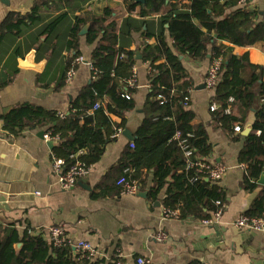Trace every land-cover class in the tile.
Segmentation results:
<instances>
[{"label": "trees", "instance_id": "1", "mask_svg": "<svg viewBox=\"0 0 264 264\" xmlns=\"http://www.w3.org/2000/svg\"><path fill=\"white\" fill-rule=\"evenodd\" d=\"M92 0H39L25 14L10 12L0 22V41L7 32L20 34L22 27L37 23L42 9L60 11L70 7L74 14L67 49L73 51L66 58V70L75 68L80 56L79 31L88 23L86 42L93 44L90 53L91 78L72 98L63 115L30 102L13 106L1 114L2 131L18 136L24 130L50 131L59 140L53 154L64 158L67 164L75 155L85 165L101 157L106 144L115 138L117 129H124L125 114L135 107L133 98L137 88L127 84L134 73V50H121L117 45L121 34L140 31L145 18L158 15L160 30L145 32L154 43L141 41V60L148 64L149 92L142 106L143 119L138 126L133 147L127 146L117 163L107 173L110 182L94 196L117 194L122 186L120 177L135 181L139 189H147V196L157 200L165 189L162 206L177 210L181 218H209L219 208L216 201L226 202V194L216 182L206 179L187 168V160L179 145L181 141L192 151V158L205 161L212 152L206 125L195 121V113L188 107L189 94L174 89V84L190 79L181 58L186 56L200 62L210 54L221 57L218 81L213 89L210 110L213 121L232 139L240 137L247 115L253 112L250 131L243 136V146L237 160L243 166L241 186L244 190L258 187L264 171V80L263 67L250 61L248 53L235 54L234 46L264 45V5L262 8L241 5L239 0H124L128 10L136 6L138 19L127 16L118 25L112 19V9L104 7L101 14L89 8ZM61 10L41 30L52 32L66 16ZM166 25V28L164 26ZM167 31L170 42L165 34ZM124 56L119 57L118 53ZM181 56V58L179 57ZM7 81H0V89ZM229 98H232L229 101ZM96 105V107H95ZM229 109V112L225 110ZM117 116L119 121H114ZM238 126L240 131H235ZM178 135V138L175 136ZM150 176V184L148 178ZM100 186V185H99ZM110 193V194H109ZM248 216L264 213V185L244 212ZM20 243V247L16 244ZM118 258L106 261L103 257H90L70 244L56 245L42 232L32 228L22 230L16 223L0 226V264H117Z\"/></svg>", "mask_w": 264, "mask_h": 264}, {"label": "crops", "instance_id": "2", "mask_svg": "<svg viewBox=\"0 0 264 264\" xmlns=\"http://www.w3.org/2000/svg\"><path fill=\"white\" fill-rule=\"evenodd\" d=\"M36 1L39 0H0V22L10 12H29ZM88 5L97 15L104 7L111 8L112 19L118 25L127 16L138 19L139 7L130 11L124 0H92ZM263 5L264 0H252L254 7L262 8ZM61 8L68 12L52 32L42 34L41 30L61 10L42 9L37 23L23 26L18 35L7 32L0 41V81H7L0 89V115L22 102L64 114L72 98L89 82L93 44L86 42V33L79 34L78 39L80 56L85 61L76 63L74 74L66 78V58L73 54L67 49V43L74 14L79 12L68 6ZM145 20L140 31L119 36L117 45L122 51L134 50L140 54L141 41L155 42L153 37L146 38L145 32L160 30L159 17L152 15ZM165 34L170 42L166 30ZM233 51L238 55L247 52L252 63L261 65L264 80V45L234 46ZM30 54L32 62L40 64L38 68L19 64ZM136 60L135 107L126 112L124 129L106 144L101 157L92 161L89 173L69 190L60 187L52 171L51 156L55 146L49 148L46 140L37 136L40 130H24L18 136H9L2 131L0 118V226L16 223L21 230L29 227L45 234L50 226L63 224L70 239L85 240L94 247L95 257H103L106 261L116 257L120 264H137L138 257L147 258L153 264H264V229H240L233 225V221L249 209L264 185L258 183L255 189L244 190L241 186L244 170L237 160L243 146V131L250 128L253 112L248 113L237 140L213 121L210 111L213 91L202 87L210 54L200 62L182 56L190 79L174 84V89L189 94L188 107L195 113V121L206 125L212 145V152L206 159L226 168L216 182L226 194L220 218L213 224H203L202 219L181 218L179 212L165 217L160 202L165 189L155 201L147 194L145 197L137 194L139 190L147 193V189H139L135 194L121 190L108 196L93 195V191L108 185L107 173L131 142L123 131L129 130L134 136L143 119L142 106L149 92L148 64ZM6 107L9 109L3 112ZM112 119L119 121L117 116ZM148 181L150 184V176ZM158 231L166 234L165 240L154 238Z\"/></svg>", "mask_w": 264, "mask_h": 264}, {"label": "built area", "instance_id": "3", "mask_svg": "<svg viewBox=\"0 0 264 264\" xmlns=\"http://www.w3.org/2000/svg\"><path fill=\"white\" fill-rule=\"evenodd\" d=\"M240 4L249 6H252V0H239ZM119 57L124 56V53L121 51L118 53ZM83 58L81 56H78L75 58V62H83ZM91 66V64H90ZM221 66V57L220 56H214L210 64L207 68L205 78H204V85L209 90L213 91L219 76V69ZM92 70V67H91ZM74 74V68H70L66 72V78L69 79ZM137 82L136 79V70L134 68L133 75L127 79V84L129 86H134ZM232 98H229V101H231ZM96 107V105H95ZM217 104L215 102H212L210 104V110L216 109ZM226 112H229V109L225 110ZM59 115H63L62 113H59ZM235 131H240V128L238 126L234 127ZM122 129H117L111 136L113 138H116L121 134ZM179 136L176 135L175 138H178ZM43 138L46 141H53L55 143L58 142L59 136L58 135H52L50 131L43 132ZM129 145L133 147V143L130 142ZM180 147L183 150V154L185 159L187 160V168H194L195 172L202 174L206 177V179H210L212 182H218L224 172H225V166L220 163H214V162H208L205 161L199 157L192 158V151L190 149H187L186 146L182 144V142H179ZM82 151H79L75 155H72V157L75 158L74 162L71 164H67V161L64 158L57 157L54 154L52 157V171L54 174H56L60 187L64 190L71 189L75 182L84 176H86L89 173L90 166L85 165L82 161H80L77 156ZM117 184L122 186V192L128 193V194H135L139 187L135 181H126L124 177H120L117 180ZM216 204L219 205V208L214 211L209 218L202 219L201 222L203 224H213L216 222L224 208V203H220V201H216ZM163 215L165 217H173L178 214L177 210H171L166 207H162ZM233 225L240 229H252V230H263L264 229V213L260 216H248L245 214L239 215L234 221ZM45 237L53 242L56 245L60 244H70L77 250L81 251L83 254H87L90 257H95V249L94 247L85 240H77L73 241L70 239L65 230V226L63 224H56L50 226L46 232ZM166 234L162 231H158L154 234V238H156L158 241H163L166 239ZM137 264H153L149 259L144 257H138L136 259ZM117 264H120L119 261H117Z\"/></svg>", "mask_w": 264, "mask_h": 264}, {"label": "water", "instance_id": "4", "mask_svg": "<svg viewBox=\"0 0 264 264\" xmlns=\"http://www.w3.org/2000/svg\"><path fill=\"white\" fill-rule=\"evenodd\" d=\"M140 2H143L144 0H138ZM87 29H88V25H85L83 26V28H81V30L79 31V34L82 35V34H85L87 32ZM181 58V56H179ZM135 58L136 59H141V56L139 54L138 51L135 52ZM19 64L22 65V66H26V67H34V68H38L40 66V64H34L32 62V59H31V54L26 56L25 58H23V60H20L19 61ZM205 85H202V87H204ZM9 108L6 107L3 109V112H6ZM250 131V128H246L244 131H243V134H247L248 132ZM43 130H40L39 132H37V136H39L40 138H43ZM123 133L125 134V136L127 137L128 140L132 141L134 139V136L132 135V133L129 131V130H124ZM46 144L48 145L49 148H53L56 143L49 140V141H46ZM258 183L259 184H264V172L261 173L259 179H258ZM137 194L139 196H142V197H145L146 196V192L145 191H138ZM21 244L20 243H17L16 244V247H20Z\"/></svg>", "mask_w": 264, "mask_h": 264}, {"label": "rangeland", "instance_id": "5", "mask_svg": "<svg viewBox=\"0 0 264 264\" xmlns=\"http://www.w3.org/2000/svg\"><path fill=\"white\" fill-rule=\"evenodd\" d=\"M62 25H63V23H61V26H60L61 31H63V27H62ZM65 27H66V24L64 23V28H65ZM58 44H59V45L61 44L60 41H59Z\"/></svg>", "mask_w": 264, "mask_h": 264}]
</instances>
